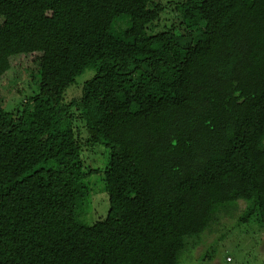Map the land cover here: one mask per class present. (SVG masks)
Masks as SVG:
<instances>
[{"label":"trees","instance_id":"obj_1","mask_svg":"<svg viewBox=\"0 0 264 264\" xmlns=\"http://www.w3.org/2000/svg\"><path fill=\"white\" fill-rule=\"evenodd\" d=\"M177 1L185 34L156 0H0V81L32 91L0 99V264H182L240 201L264 227V0Z\"/></svg>","mask_w":264,"mask_h":264},{"label":"rangeland","instance_id":"obj_2","mask_svg":"<svg viewBox=\"0 0 264 264\" xmlns=\"http://www.w3.org/2000/svg\"><path fill=\"white\" fill-rule=\"evenodd\" d=\"M162 9L159 19L155 22L156 30H167L178 34H185L187 25L183 14L191 7L190 3H179L177 0H156ZM93 75V71H87L81 75L77 82L68 89L66 99L72 101L81 94L83 83ZM30 74L23 73V77ZM17 85L9 82L5 77L0 81V99L4 107L10 111H16L24 103L30 89L19 91ZM85 139L88 134L84 132ZM82 159L88 168L98 172L90 177L92 186L91 211L87 218L90 222L104 217L109 208L108 196L104 192V167L107 165V152L102 146L93 149H83ZM240 209L236 208L232 214H224L219 222L213 225V230L203 236L195 248H187L181 255L182 264H261L264 261V227L255 222L240 223L239 213L245 207L240 201ZM225 235V236H222ZM220 236L219 242L215 240ZM215 242V244H214ZM218 243V244H217ZM215 245V254L205 257L204 254L210 247ZM212 251V249H211Z\"/></svg>","mask_w":264,"mask_h":264}]
</instances>
